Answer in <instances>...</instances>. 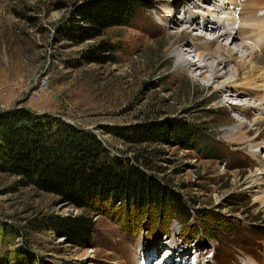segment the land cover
<instances>
[{
    "label": "rangeland",
    "instance_id": "rangeland-1",
    "mask_svg": "<svg viewBox=\"0 0 264 264\" xmlns=\"http://www.w3.org/2000/svg\"><path fill=\"white\" fill-rule=\"evenodd\" d=\"M138 1L126 25L84 39L78 12L94 0H0V113L28 109L91 131L110 157L168 188L188 216L171 212L170 200L78 208L0 171V264H150L141 256L152 247L169 251L172 264H193L196 253L199 264H264V207L238 187L258 168L249 151L264 142V119L253 126L244 117L249 132L236 136L243 96L215 92L229 74L210 83L208 72L181 63L179 52L200 64L193 46L217 38L179 18L199 6ZM219 43L229 41L213 49ZM148 124L167 131V141L141 143ZM74 217L94 222L90 242L70 243L55 230L57 218Z\"/></svg>",
    "mask_w": 264,
    "mask_h": 264
},
{
    "label": "trees",
    "instance_id": "trees-1",
    "mask_svg": "<svg viewBox=\"0 0 264 264\" xmlns=\"http://www.w3.org/2000/svg\"><path fill=\"white\" fill-rule=\"evenodd\" d=\"M139 6L138 0H94L78 12V21L87 25L81 29L83 38L126 25ZM166 133L148 124L139 141H167ZM0 171L17 175L25 186L57 195L78 208L103 211L101 205L109 202L141 207L170 200L171 212L188 216V210L168 188L147 177L137 164L110 157L91 131L28 109L0 113ZM94 225L89 217L57 218L54 228L70 243L84 244L91 241Z\"/></svg>",
    "mask_w": 264,
    "mask_h": 264
},
{
    "label": "bare ground",
    "instance_id": "bare-ground-1",
    "mask_svg": "<svg viewBox=\"0 0 264 264\" xmlns=\"http://www.w3.org/2000/svg\"><path fill=\"white\" fill-rule=\"evenodd\" d=\"M214 1L216 0L181 1V3H186L185 6L187 7L188 4L199 6L198 10L190 11L188 9L185 11L184 17H179L183 18L184 23H189L188 28L217 33V38L213 39L212 42V39H209L204 43L193 46L195 51H201L196 54L200 64H192L188 63V61L186 63V58L181 52L178 53V56L181 58V63L188 66L189 69L195 70V72L199 71L202 75L208 72L210 75H204V79L207 82L216 83L220 78L229 74V78L226 81L219 83L215 87V92H221L228 96H233L234 94L243 96L238 98L243 101L242 104L235 103L239 106L235 109L238 110L242 119L237 122L233 129L235 135L242 138L249 132V129H246L247 125L243 120L244 117L250 118L253 126H257L264 119V6L251 9L248 5H241L242 2L248 3V0H219L217 3ZM204 3L213 4V6L211 8L203 7ZM239 14L243 17L240 18ZM221 39L229 41V44L222 46L219 43V46L213 49L212 45ZM238 54L242 55L236 59L234 56ZM262 151H264V142L261 144H250L249 153L253 158L257 159L258 168L238 187L241 192L252 193L254 201L256 203L259 202L261 207H264V159L258 158L259 152ZM168 246L172 248L170 250L172 254L174 245L169 242ZM177 249L175 256L179 255L182 260L187 257L182 255L184 250ZM165 250L160 249L158 252L152 247L148 252H144L141 257L149 260L150 264L153 259L157 260L160 257L155 263L172 264V262H166V257H162ZM168 254L169 251H166L164 256L168 257ZM196 255L195 263L192 262L193 264L200 263L201 254L198 255L196 253ZM252 261L249 264H257L253 259ZM173 264L183 263L180 258Z\"/></svg>",
    "mask_w": 264,
    "mask_h": 264
}]
</instances>
